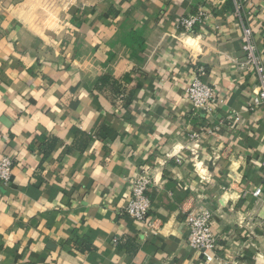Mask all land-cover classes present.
Wrapping results in <instances>:
<instances>
[{"label": "crops", "instance_id": "0c3cea01", "mask_svg": "<svg viewBox=\"0 0 264 264\" xmlns=\"http://www.w3.org/2000/svg\"><path fill=\"white\" fill-rule=\"evenodd\" d=\"M0 0V264H264V110L242 24L264 61V0ZM199 7L197 34L179 19ZM206 10V11H207ZM250 11V10H249ZM211 112L185 96L194 73ZM108 78L116 80L102 84ZM191 135L199 138L192 140ZM149 170L145 225L125 208ZM213 213L208 263L188 213Z\"/></svg>", "mask_w": 264, "mask_h": 264}, {"label": "built area", "instance_id": "2783aa9c", "mask_svg": "<svg viewBox=\"0 0 264 264\" xmlns=\"http://www.w3.org/2000/svg\"><path fill=\"white\" fill-rule=\"evenodd\" d=\"M262 0H248V14L253 16L252 11L256 8V3ZM256 2V3H255ZM236 18L242 20V3L235 1ZM207 10V9H206ZM199 7L192 13L179 19L180 31L189 36L197 34L200 28L210 18L208 10ZM243 31V53L244 67L253 72L259 80V92L249 103L252 111L259 109L264 110V61L258 54L254 42L253 28L242 24ZM204 76L203 69L194 73L192 80L186 88L185 96L191 103V106L197 112H211L217 101V91L202 81ZM190 138L195 140L198 135H191ZM15 162L10 157L0 159V184L8 186L13 178ZM262 176L264 179V157L262 158ZM152 184V177L149 170H143L137 175L131 184V199L125 208V214L135 223L145 225L148 221L151 211L152 202L148 196ZM254 197H264V189L256 188L252 194ZM214 216L211 211L205 207H197L191 210L186 219L188 228L187 243L191 250L201 253L206 257L208 263L215 260L216 251L219 248L218 237L213 231Z\"/></svg>", "mask_w": 264, "mask_h": 264}, {"label": "trees", "instance_id": "16d2710c", "mask_svg": "<svg viewBox=\"0 0 264 264\" xmlns=\"http://www.w3.org/2000/svg\"><path fill=\"white\" fill-rule=\"evenodd\" d=\"M101 82H102V84H107L108 82H111V83L114 84L115 86H116V85H119V82H118V81H116V80H112V79H108V78L103 79Z\"/></svg>", "mask_w": 264, "mask_h": 264}]
</instances>
